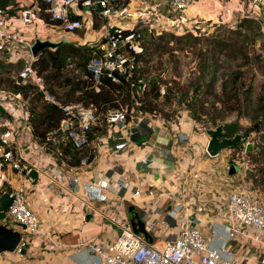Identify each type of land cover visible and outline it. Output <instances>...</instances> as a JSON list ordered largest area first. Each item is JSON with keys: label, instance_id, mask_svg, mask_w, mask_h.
I'll return each mask as SVG.
<instances>
[{"label": "built area", "instance_id": "built-area-1", "mask_svg": "<svg viewBox=\"0 0 264 264\" xmlns=\"http://www.w3.org/2000/svg\"><path fill=\"white\" fill-rule=\"evenodd\" d=\"M44 1L48 5L45 11L50 19L59 21V26L68 35L82 27V19L77 9H84V14H95L104 21L103 39L97 46L89 43L90 58L86 64L95 91H99L103 76L118 84L121 75H130L138 70L141 63L139 55L143 52L140 25L149 20L148 16L160 15L161 18L167 19V22H174L169 20V15L165 11L162 15V10L156 4L153 5L152 13L147 12V9H141L135 14L124 0ZM155 1L168 3L172 10L183 12L190 9L196 0ZM36 2L37 0H33L32 5L20 11L16 10L19 17L9 13V10L13 9L11 6L0 8V61L13 63L20 60L22 66L16 73L17 80L22 84L29 83L37 87L46 102L60 107L63 116L56 129L39 138L33 134L27 100L19 92L0 89V201L5 196L9 202L4 210H0L4 215L0 225L20 235L19 243L13 252L21 254L22 249L26 252L30 248V254H34L37 250L29 238L30 235L42 237L45 240L44 246L50 249L68 246L41 228L39 213L28 204L29 193L33 189L45 194L48 197L44 200L46 202H50V197H57L58 207L61 206L64 197L71 195L67 201L68 205L79 203L78 206L83 211H91L93 216L108 223L104 232L74 244L75 251L67 253L66 257L75 264H238L232 242L238 243L237 239L251 242L249 240L254 239L253 231L261 233V239L256 240L264 244L263 200L250 190V183H246L251 166L250 154L259 150L258 139L252 133L235 132L229 137L238 134L240 140L236 146L229 149L224 174L229 175L230 165L233 164L236 167L234 174L242 183L236 189L229 190L226 196L212 198L208 206H204L186 204L192 199L187 195L184 185L179 188L177 197L169 189L161 192L160 198L172 202V206L167 210V216L174 221L179 220L180 223L174 238L170 236L161 238L163 233H159V230L157 233L154 232L155 223L152 220L148 221L146 233H143L132 226L126 213L114 211L110 214L117 210L115 205L120 207L125 204L126 198L118 195L117 190L124 189L128 183L126 179L111 183L108 177L101 178L98 182L81 181L78 178V169L86 166L94 155L90 132L100 116L108 127H123L132 118H134L132 126H138L137 119L143 114L140 111L133 112L127 105L98 112L94 107L80 102L60 103L46 90L42 76L38 75L34 68L35 57L31 48L36 39L25 37L19 31L35 19ZM242 2L244 6L264 7V0ZM110 17L124 25H113L107 21ZM46 40L56 42L52 39ZM66 41L74 43L71 39ZM161 93H164L163 89ZM7 106L25 108L27 114L25 121L23 118L14 120L5 109ZM182 117L183 115L176 116L175 124L178 125ZM187 117L193 132L206 140L203 144L196 142L198 149L203 152L202 155L219 157V153L210 156L206 151L210 139L208 131L215 129V126L199 124L188 115ZM189 138V133L180 132L176 139V147L185 146ZM129 141L130 139L126 138L117 143L114 150L118 151L128 146ZM247 145L251 146L250 150H247ZM28 151L34 153L36 161L25 156ZM73 153L78 154L77 162H74ZM82 153L85 155L82 156ZM43 158H47L48 161L45 162ZM29 170L45 176L48 183H28ZM66 171L70 172L69 177ZM79 190L84 193V199L78 196ZM209 205L212 209H209ZM203 228L207 230V234L203 233ZM153 237L156 239L152 240ZM80 254L90 256V260L82 263V258H79L80 256L77 258ZM258 264H264V250L258 255Z\"/></svg>", "mask_w": 264, "mask_h": 264}, {"label": "rangeland", "instance_id": "rangeland-1", "mask_svg": "<svg viewBox=\"0 0 264 264\" xmlns=\"http://www.w3.org/2000/svg\"><path fill=\"white\" fill-rule=\"evenodd\" d=\"M217 1L219 4L222 2ZM208 2L210 3L211 0ZM239 2L243 4L244 11L242 12L239 6L241 11L239 15L233 14L228 20L224 17L220 18L222 14H219L217 19L207 17L209 20H206L211 5L209 3L205 5L206 8L208 7L207 14L202 16L193 14L191 9L183 12L174 11L165 2L153 0L149 2L156 3L165 13H168L169 20L174 22H167V19L157 15L153 16L157 18L148 16L149 20L140 25L143 34V52L139 64L141 79L137 84L149 89V81L155 76H161L163 84L160 88V96L155 100L156 110L143 115L159 116L169 120L175 119L176 116L188 115L199 124L211 127L222 125L225 128L229 126L233 133L242 134H245L248 127L257 121L263 120L264 126V118L260 120L264 108V7L244 6L242 0L237 2L238 5ZM32 4L33 0H17L12 14L19 17L17 11ZM34 5L35 19L19 29L25 37L52 39L79 48L77 52L70 50V54H67L65 65L58 73V79L51 82L41 75L46 90L60 102L66 99L65 96H60L69 89L70 86H66L67 83L78 80L89 83L90 80L84 75L90 58L89 43L97 46L102 41L104 21L95 14H84V9H77L82 19V27L70 33L75 43H69L64 40L69 35L58 24L46 23L39 15V4L36 2ZM212 5L217 6L214 2ZM212 5L211 8H213ZM220 12L219 10L218 13ZM161 14L163 15V11ZM107 21L112 22L113 25H124L113 17ZM21 66L20 60L13 63L0 62V88L6 89L7 80H17L16 73ZM52 72V69H48L43 75H50ZM51 87L55 92L50 91ZM135 88L140 90L139 86ZM161 89L164 93H161ZM167 90L168 97H166ZM28 99H26L27 103ZM121 104L127 105L129 109H133V112L136 111L131 103ZM5 109L14 120L23 118L25 121L27 116L25 108L7 106ZM103 121V117L100 116L92 128L93 131L101 129L104 125ZM256 137L259 150L250 155L251 171L249 170L248 176L253 181L252 189L256 188L264 195V142L257 134ZM229 149L230 147L219 152L223 170L227 165ZM25 156L36 161V156L31 151L26 152ZM75 157L78 158V154ZM43 159L45 162L48 161L47 158ZM66 173L69 177L70 172L66 171ZM35 176L39 178V175L35 174ZM37 196L43 201L46 197L40 192ZM262 203L264 204V201ZM29 238L35 245L42 239V237L31 235ZM27 252H30V248ZM2 254L6 256L2 264L24 263L23 254L14 252Z\"/></svg>", "mask_w": 264, "mask_h": 264}, {"label": "crops", "instance_id": "crops-1", "mask_svg": "<svg viewBox=\"0 0 264 264\" xmlns=\"http://www.w3.org/2000/svg\"><path fill=\"white\" fill-rule=\"evenodd\" d=\"M238 1L220 0L219 4L217 0H211L210 3L208 0H197L190 9L193 14L204 16L208 8L205 5L208 3L212 5L214 2L217 6L212 5L213 8H211L210 5L209 15L205 19H217L219 14H222L220 18L224 17L228 20L233 14L238 16L241 12L239 6L243 4L239 2L238 5ZM124 2L135 14L141 9H147V12L152 13L153 5L156 4H150L152 0H124ZM219 10L220 13H218ZM69 38L71 39L72 36L69 35L66 39ZM71 40L75 43L74 38ZM133 120L134 118L123 127H108L103 122L101 129L97 131L92 129L90 136L94 155L88 160L86 166L78 169L77 175L81 181L90 182H98L105 177H108L111 183L126 179L127 186L117 190V194L125 197L126 202L120 207L115 205L117 210H113L110 214L114 211L126 213L136 230L146 233L148 221L152 220L155 223L154 232L157 233L159 230V233H163L161 238L166 236L174 238L177 235L180 228L179 220L174 221L167 216V210L172 206V202H167L166 198H160L162 191L169 189L177 197L179 188L184 185L187 195L192 199L186 204L208 206L212 198L226 196L229 190L236 189L242 183L235 174L225 175L224 170L221 171L219 157L202 155L203 152L198 149L196 142L203 144L206 140L193 132L187 116L183 115L178 125L175 124L174 119L169 120L159 116L143 115L137 119L138 126H132ZM180 132L189 133L190 138L185 146L177 148L176 139ZM126 138L130 139L128 146L115 151L114 146ZM200 146L199 144V148ZM252 154L254 153L250 155ZM28 174L30 178L28 183H48L45 176L32 170H29ZM35 174L39 175V178ZM246 183H250V190L264 201L263 193L256 188L252 189L253 181L250 176L247 177ZM38 193L35 189L30 191L28 204L39 213L41 228L45 233L59 238L68 246L50 249L44 246L45 240L41 239L39 244L43 246L34 244L37 251L34 254L26 251L23 254L24 263L21 264H75L66 257L67 253L75 251L74 244L104 232L108 223L93 216L91 211H83L78 206L79 203L73 206L68 205L67 201L71 195L64 197L60 203L61 206L58 207L57 197H50V202H46L37 196ZM77 194L84 199V193L81 190ZM47 198L46 196L45 199ZM209 209H212L211 205ZM203 233L207 234L205 228ZM252 235L254 239L249 240L251 241L249 243L241 239L235 240L238 243L232 242L238 264H258V255L264 250V244L256 240L261 239V233L252 231ZM155 239L156 237L152 238V240ZM78 257L82 258V263L90 260L88 255L80 254ZM4 259L6 256L1 254L0 264Z\"/></svg>", "mask_w": 264, "mask_h": 264}, {"label": "trees", "instance_id": "trees-1", "mask_svg": "<svg viewBox=\"0 0 264 264\" xmlns=\"http://www.w3.org/2000/svg\"><path fill=\"white\" fill-rule=\"evenodd\" d=\"M37 3L39 4L40 9L39 15L46 23L60 24L59 21H53L50 19L49 14L45 11L48 5L44 0H37ZM8 6L13 8L9 10V13L12 14L15 9V0H0V8H6ZM163 46L166 48L165 44ZM77 48L78 47L72 44L60 42V44L54 49H45L41 51L34 59V68L36 73L38 75H42L47 81L49 80L52 82V80L58 79V73L65 65V58L67 54H70V50L77 52ZM139 56L141 59L142 54ZM48 69H52L53 72L50 75L44 76L43 73ZM139 72L140 68L130 75H121L120 83L118 84L111 82L109 78L103 76L99 91H95L92 86L91 76L86 71L84 75L90 80L89 83H87V81L81 80L67 83L66 86H70L69 89L64 91L63 95H59L60 97L65 96L66 99L60 101V103L82 101L85 105L94 107L98 112H106L111 108L122 105L121 103H131L133 104L136 111L143 112L142 114H147L148 112L156 110L155 100L159 98L160 88L163 84L161 81V76H155L149 81L150 88L147 89V87L144 85L141 86L140 84H137L138 80L141 79ZM7 85L8 86L6 89H0L19 92L22 94L23 98H29V121L31 123L34 135L41 138L47 132L58 127L60 119L63 116L60 107L58 105L46 102L42 93L37 89V87L29 83L22 84L20 80L16 79L7 80ZM136 86L140 87L139 91L136 90ZM50 91L55 92L52 87L50 88ZM29 94H31L30 97ZM168 95L169 91L167 90L166 97H168ZM152 113L155 114L154 112ZM127 117H130V113L127 114ZM260 118V120L264 118V108L263 114H261ZM262 124L263 120L262 122L257 121L253 123L248 127L245 134L255 133V135L257 134L259 139L264 142V126ZM222 131L223 137L229 138L234 134L232 128L229 126L227 128L223 126ZM75 155L77 154L73 153L74 162H77L78 158H76ZM8 203L9 202L6 197H2L0 201V210H4L8 206Z\"/></svg>", "mask_w": 264, "mask_h": 264}, {"label": "water", "instance_id": "water-1", "mask_svg": "<svg viewBox=\"0 0 264 264\" xmlns=\"http://www.w3.org/2000/svg\"><path fill=\"white\" fill-rule=\"evenodd\" d=\"M60 42H52L49 40H40L36 39L31 51L34 57L38 53L45 49H54ZM208 134L210 139L208 141L206 151L210 156H216L221 150L228 147L236 146L240 140V135L236 134L232 138L223 137L222 125H218L213 130H209ZM251 146L247 145V150H250ZM236 172L235 165L231 164L229 169V174H234ZM4 218L2 212H0V220ZM141 229L143 224L140 226ZM20 235L18 232L13 231L12 229L7 228L4 225H0V253L1 252H13L16 249L17 244L19 243ZM25 253V249L21 250V254Z\"/></svg>", "mask_w": 264, "mask_h": 264}]
</instances>
